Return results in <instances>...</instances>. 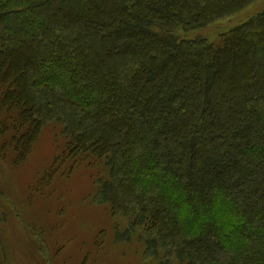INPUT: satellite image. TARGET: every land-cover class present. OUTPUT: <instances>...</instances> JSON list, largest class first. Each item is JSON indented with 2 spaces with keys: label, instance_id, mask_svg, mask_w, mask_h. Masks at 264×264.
Returning <instances> with one entry per match:
<instances>
[{
  "label": "trees",
  "instance_id": "obj_1",
  "mask_svg": "<svg viewBox=\"0 0 264 264\" xmlns=\"http://www.w3.org/2000/svg\"><path fill=\"white\" fill-rule=\"evenodd\" d=\"M255 1L0 0V158L57 124L145 258L264 264V9L186 36Z\"/></svg>",
  "mask_w": 264,
  "mask_h": 264
},
{
  "label": "rangeland",
  "instance_id": "obj_2",
  "mask_svg": "<svg viewBox=\"0 0 264 264\" xmlns=\"http://www.w3.org/2000/svg\"><path fill=\"white\" fill-rule=\"evenodd\" d=\"M263 9L264 0H257L186 36L214 40ZM60 131L57 124L46 125L20 165L0 158V260L5 264H156L144 257L139 238L123 237L128 221L96 202L92 168L77 166L70 174L50 177L48 171L64 143Z\"/></svg>",
  "mask_w": 264,
  "mask_h": 264
}]
</instances>
